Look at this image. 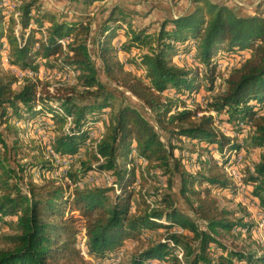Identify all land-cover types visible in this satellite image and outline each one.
<instances>
[{"label":"trees","instance_id":"16d2710c","mask_svg":"<svg viewBox=\"0 0 264 264\" xmlns=\"http://www.w3.org/2000/svg\"><path fill=\"white\" fill-rule=\"evenodd\" d=\"M19 1L18 18L0 6V230L16 228L15 234L0 235L7 245L0 248V264H85L77 248L82 227L88 256L97 263L113 264L127 240L140 241L166 229L159 239L149 238L148 247L135 253L130 264H264V253L223 240L251 230L242 217L220 206L218 193L236 192L223 165L201 161L192 172L183 156L189 150L186 142L216 148L224 165L242 149H264V0L251 14H241L225 2L192 0L190 10L155 21L154 30L136 24V11L114 4L95 34V54L105 79L90 49L89 15L69 17L43 8L39 0ZM3 50L10 65L22 72L38 73L42 66L78 70L76 83L51 93L39 79L20 80L3 66ZM133 51L140 52L131 59L140 73L128 69L119 56ZM180 53H193L204 68L203 83L197 69L174 62ZM245 53L248 56L223 79L225 89L209 95L218 77L217 60ZM119 88L141 100L155 122L131 103L115 109ZM168 90L176 97H165ZM198 94L207 95L206 108L188 107L187 101ZM201 111L225 115L221 120L229 135L217 129L212 113ZM44 114L52 116L55 152L63 158L85 152L80 166L69 172L72 181L108 171L118 190L109 185L71 190L53 177L42 183L33 179L32 171L50 172L55 166L46 147L24 141L17 123ZM100 120H105V131L91 149L89 131ZM244 132L247 137L238 141ZM135 158L147 160L145 170L128 167ZM146 171L151 178L164 177L169 190L150 194L136 189L137 180H148ZM246 173L251 198L264 214V150ZM177 179L191 213L178 205L171 191Z\"/></svg>","mask_w":264,"mask_h":264},{"label":"rangeland","instance_id":"374dc122","mask_svg":"<svg viewBox=\"0 0 264 264\" xmlns=\"http://www.w3.org/2000/svg\"><path fill=\"white\" fill-rule=\"evenodd\" d=\"M9 2L8 4H5V2ZM17 0H2L0 3V6L4 5L7 8V14L12 15V7L10 6ZM42 4L43 8L50 9L57 11L59 13L68 15L69 17H74L78 15L86 16L89 15L91 17L92 25H93V32L92 37L90 40V49L93 53L94 60L96 62V65L98 67L100 76L104 78L102 73V63L100 59L95 54V34L98 32L99 26L102 22V20L106 17L109 9L114 4H120L124 7H127L133 11L137 12L135 22L136 24H139L140 26H147L152 25L151 30H154L158 25L155 21H151L148 24H141L139 21L140 17L147 15V11L149 10V7L151 6V3L154 0H104L103 2H95L92 5L88 6L85 3V0H39ZM120 3H115V2ZM174 4L176 3V0H171ZM261 0H250L249 6L245 7L244 2L245 0H225V1H218V2H225L230 6L236 7L237 11L241 14H251L254 13L257 10V7L259 5V2ZM139 51H133L130 53H123L120 52L119 56L121 57V60L126 63V67L132 71L140 73L141 70L135 68L134 64L131 62V59H133L135 56H139ZM192 53L188 54H178L174 57V62L179 65H184L189 68L197 69L200 73V81L204 82V68L199 67L195 61V58H192L190 55ZM2 55V54H1ZM248 55L245 53L243 55H237L234 57H230L229 59L226 58H220L218 61H224L227 62L228 65L225 68L224 72L217 73L220 75L221 80L216 79L215 88L212 93L209 95L213 96L220 92H222L225 89V84L223 82L224 77H227V73H230L231 68L238 66L241 61H243ZM196 63V64H195ZM2 64L5 68L10 69L12 72L16 73L20 80L24 76H28L27 74H30L34 80L39 79L42 85H48L47 89L51 91V93L57 92L59 88H62L63 86L67 85H73L76 83L77 76L79 74L78 70H75L73 68H66L65 70L60 69H53L48 70L45 67H40V70L38 73H33L32 71H26L22 72L18 70L16 67L6 64V62L3 60L2 55ZM105 79V78H104ZM117 93V100H116V107L115 109H118V107L123 102L134 104L136 107H138L152 122H155V118L153 113H151L150 109L147 108L144 103L134 97L131 93L122 90V88H119ZM165 97H176V94L173 93V91L168 90L164 93ZM207 98V95L204 94H198L197 98L189 99L187 101V106L190 108H196L198 106H202L206 108V102L202 103V98ZM40 109V106L37 107ZM210 114L212 113L215 118L216 122L215 125L218 130L227 133L229 135V131L227 129L226 123H224L221 119H224L226 116L221 115L218 117V115L215 112L210 111H201L200 114ZM50 114H44L39 115L34 119H31L25 123L20 122L17 123L20 127L23 128L22 131V137L24 138V141L26 143L31 142L32 140L35 141L37 144H41L44 147H48L49 143L53 140L55 135V127L52 125V119ZM105 119V117H104ZM105 120H100L96 123V125L90 129V131H97L99 128V122L104 123ZM105 128V125H104ZM162 134V139L164 141H168L167 135L165 132L160 130ZM248 133L244 132L242 135L238 136V141L243 142L245 138L247 137ZM235 137L236 134H233ZM12 140H10L11 142ZM187 147L189 150L184 151V161L186 162L187 168L192 171L196 172L199 170L200 162L202 161H217L219 165H223V170L228 174V176L232 179L233 185L236 188V192H223L218 193L219 202L221 207L228 208L235 212V216L238 218H243L245 223L250 224L251 230L239 232L236 231L233 233V235H226L223 237V240L230 246H237L247 249H252L255 251H258L259 253H264V214L259 210L257 205L255 204L254 200L251 198V185L248 184L245 179L247 178V169L253 168L254 164L258 161L260 153L264 149H242L238 151L237 153H233L230 156V160L227 165L223 164V158L221 157L220 152L214 148L211 147L209 150H205L204 146H201L199 144H191L189 142H186ZM195 145V146H194ZM191 149H194L192 151ZM45 153L47 155V149L45 150ZM85 153V152H84ZM201 153V155H200ZM237 154V155H236ZM238 155H241L243 157L242 161L240 163L237 162ZM30 157H27L23 161H27ZM66 159V158H64ZM138 164L136 167H138ZM129 165V164H128ZM132 165V164H131ZM55 168L50 172H41V171H32V177L37 183H42L47 178H55L59 183L66 184L67 180L64 179L65 174V167L61 163L54 164ZM77 167V166H76ZM73 168L74 170L76 169ZM138 168H141V165H139ZM146 169V168H145ZM233 171L236 172V175L231 176L230 173H233ZM93 173V172H92ZM146 176H148L147 171L145 172ZM30 178L29 176L27 177ZM27 179V180H28ZM24 188L27 189L26 181H23ZM71 187V190L76 186L74 183L69 184ZM106 185L104 180L102 178H97L93 184H88L87 186H103ZM179 179L176 180L175 186L171 190L177 197H178V205L183 208L186 212L191 213L190 205L187 203V201L179 194ZM134 187L136 189L142 188L143 191H148L150 194L158 193V192H167L169 189L166 186V181L164 180V177L161 175L157 178H151L148 176V180H137L134 184ZM158 188V190H157ZM111 197H114V193L112 192ZM151 198H149L150 200ZM135 208V206H133ZM172 230H178L181 232L180 229H172ZM16 233V228L14 226L6 228L4 230H0V235H12ZM163 233H166V229H160L156 231L150 232L148 235H145L142 240H136V239H129L124 243V246H127L126 254L125 256L120 260L119 263H116L114 261L113 264H130L132 256L147 248L149 245V238L150 239H159ZM6 243L0 239V248L6 247ZM123 246V247H124ZM81 254V253H80ZM83 261L85 264H102L97 263L93 258H90L89 256H83Z\"/></svg>","mask_w":264,"mask_h":264},{"label":"built area","instance_id":"2783aa9c","mask_svg":"<svg viewBox=\"0 0 264 264\" xmlns=\"http://www.w3.org/2000/svg\"><path fill=\"white\" fill-rule=\"evenodd\" d=\"M5 4L9 5V2L7 1V2H5ZM19 4H20V1L17 0L16 2H14L13 4L10 5L12 7L13 15L16 18H18L19 15H20V12L18 11V5ZM62 44H63L64 47L66 46V40L65 39L62 40ZM2 55H3V60L6 62V64L10 65L9 56H8L7 51L3 50L2 51ZM190 56L192 58H194L193 53ZM227 65H228L227 62L218 61L217 62L218 73L224 72ZM233 68H234V66H233ZM228 74L229 73H227V76H228ZM27 75L31 76L30 74H27ZM217 80H219V81L221 80V77H220L219 74H218ZM207 100H208L207 98L203 97L201 102L202 103H204V102L207 103ZM69 121L71 122V117H69ZM104 131H105L104 123H101V122H99V128L97 129V131H94V132L93 131H89L87 144H88V146L91 149H96L97 144H98L99 140L102 138ZM51 142L49 143L48 147H46V149H47V158L53 164L61 163L62 165H64V167H65L64 179L67 180L68 185L71 184V183H74L72 181V179L69 177V172L73 171L74 170L73 168H75L76 166L77 167L80 166V161L85 158V153L83 151H81V152L77 153L76 155H74L72 157L64 159L57 152L54 151V149L51 146ZM242 159H243V157L241 155H238L237 162L240 163L242 161ZM137 163H139L138 167H139V165H141L143 170H145L146 165L148 164L147 160L144 159V158H135L132 163H129L128 167H130L131 164H136L137 165ZM230 175L231 176L236 175V172L233 171V173H230ZM97 178H102L106 185L114 186L116 190L119 189L118 184L115 183L114 175L111 172H108V171H102V172H98V173H92L91 172L88 175H86L85 177H83L82 179H79L74 184L76 186H79V187L83 188V187L87 186L88 184H93ZM149 202L151 203V207L155 206V204L153 202H151L150 200H149ZM180 230H181V232L183 231L182 229H180ZM87 241H88V238H87V235H86L85 228L82 227L81 228V233L78 236L77 248L79 249L81 255H83V256H88ZM127 248H128L127 246H124L118 252V256L115 259L116 263H119L120 260L125 256ZM178 253L180 254V256H182L183 252H182L181 248H179ZM152 264H157V263L154 262Z\"/></svg>","mask_w":264,"mask_h":264},{"label":"crops","instance_id":"0c3cea01","mask_svg":"<svg viewBox=\"0 0 264 264\" xmlns=\"http://www.w3.org/2000/svg\"><path fill=\"white\" fill-rule=\"evenodd\" d=\"M225 1V0H214ZM103 2V1H101ZM120 3V1L115 2ZM250 0H245L243 3L245 7H248ZM192 0H176L174 4L171 0H154L147 11V15L140 17L141 24H148L151 21H161L166 18L176 17L192 8ZM233 7V6H232ZM236 8V7H234ZM158 25V24H157Z\"/></svg>","mask_w":264,"mask_h":264}]
</instances>
